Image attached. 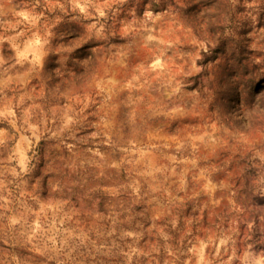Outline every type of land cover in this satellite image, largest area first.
I'll return each instance as SVG.
<instances>
[{
  "label": "rangeland",
  "instance_id": "rangeland-1",
  "mask_svg": "<svg viewBox=\"0 0 264 264\" xmlns=\"http://www.w3.org/2000/svg\"><path fill=\"white\" fill-rule=\"evenodd\" d=\"M0 264H264V0H0Z\"/></svg>",
  "mask_w": 264,
  "mask_h": 264
}]
</instances>
